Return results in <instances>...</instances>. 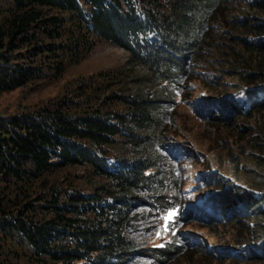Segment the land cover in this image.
<instances>
[{"label": "trees", "instance_id": "trees-1", "mask_svg": "<svg viewBox=\"0 0 264 264\" xmlns=\"http://www.w3.org/2000/svg\"><path fill=\"white\" fill-rule=\"evenodd\" d=\"M44 9L59 14L46 15ZM238 11L242 18L236 17ZM98 40L125 53L123 69L117 71L125 76L116 94L119 109L76 112L61 99L0 117V181L28 183L73 166H88L98 177L90 192L71 187L67 194L52 191L41 198L47 202L42 218L29 217V202L26 210L9 209L15 198L0 191V232L13 233L39 264H126L139 250L129 235L138 219L134 206L143 190H159L157 175L167 163L158 142L163 118L186 62H197L202 49L220 60L214 70H223L217 66L221 62L228 76L243 83L236 86L237 111L254 119L249 134L253 148L264 154V0H11L0 9V92L23 87L46 72L47 64L36 63L44 53L52 60L49 66L61 73L66 60H78ZM112 146L118 147L114 164L107 159ZM255 172L248 188L234 191V207L226 200L223 207L225 220L241 221L240 232L253 218L260 242L252 240L248 251L264 264L260 153ZM19 189L25 192L23 185ZM201 212L216 214L208 208ZM185 251L190 249L177 240L158 256L175 259ZM234 251L226 260L237 264L243 253Z\"/></svg>", "mask_w": 264, "mask_h": 264}, {"label": "rangeland", "instance_id": "rangeland-1", "mask_svg": "<svg viewBox=\"0 0 264 264\" xmlns=\"http://www.w3.org/2000/svg\"><path fill=\"white\" fill-rule=\"evenodd\" d=\"M10 2L0 0V9ZM44 11L46 15L59 14L56 10ZM243 14L238 11L236 17L242 18ZM39 39L49 41L43 35ZM45 54L37 57L36 63L47 64L46 72L23 87L0 92V117L28 112L61 99L76 112L90 108L103 112L119 109L116 94L119 80L125 78L117 75L125 62L122 50L98 40L78 60H66L61 73L49 66L52 60ZM197 59L186 62L187 70L175 90L174 103L164 115L158 142L167 163L160 165L157 175L161 177L159 190H143L134 206L138 219L129 235L137 241L139 250L126 264H236L226 260L236 255L234 249L243 253L237 264L260 263L250 258L248 251L252 240L254 244L260 242V238H255L258 228L252 225L253 218L244 221L247 226L240 232L241 221L225 220L227 213L223 207L225 200L234 207V191L248 188L255 181L256 160L259 153L264 157L253 148L249 134L254 119L237 111L240 105L236 104L235 96L240 92L236 86L243 83L228 76V67L221 62L217 66L224 71L214 70L220 60L210 59L207 48L201 50ZM85 94L89 95L86 100L82 98ZM117 149V146L109 149V163L116 162ZM97 178L88 166H73L42 173L28 183L0 181V191L15 198L8 202L9 209L26 210L23 205L29 202L33 208L28 211L29 217L42 218L47 202L41 198L52 191L67 194L71 187L90 192ZM19 185H23L25 192ZM207 208L215 216L201 212ZM251 231L254 232L250 234ZM177 240L184 242L190 251L175 259L158 256L161 249ZM202 250L207 251L206 255ZM0 264H39V260L13 233L0 232Z\"/></svg>", "mask_w": 264, "mask_h": 264}, {"label": "snow or ice", "instance_id": "snow-or-ice-1", "mask_svg": "<svg viewBox=\"0 0 264 264\" xmlns=\"http://www.w3.org/2000/svg\"><path fill=\"white\" fill-rule=\"evenodd\" d=\"M171 215V214H170Z\"/></svg>", "mask_w": 264, "mask_h": 264}]
</instances>
